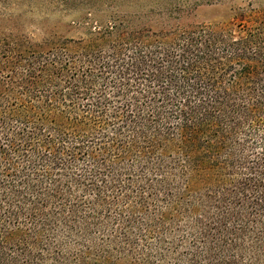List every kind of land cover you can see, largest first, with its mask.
Masks as SVG:
<instances>
[{
  "label": "trees",
  "instance_id": "1",
  "mask_svg": "<svg viewBox=\"0 0 264 264\" xmlns=\"http://www.w3.org/2000/svg\"><path fill=\"white\" fill-rule=\"evenodd\" d=\"M217 1L59 0L83 35L38 38L0 0V264H264V0L187 20Z\"/></svg>",
  "mask_w": 264,
  "mask_h": 264
},
{
  "label": "rangeland",
  "instance_id": "2",
  "mask_svg": "<svg viewBox=\"0 0 264 264\" xmlns=\"http://www.w3.org/2000/svg\"><path fill=\"white\" fill-rule=\"evenodd\" d=\"M11 5V12L15 14L13 20L17 26L29 33L34 32L38 38H42L45 32L55 33L58 37L77 38L83 35L85 29L73 24V20H81V14L91 6H79L70 8L72 12H66V6L59 4V0H15ZM256 0H218L212 4H203L196 9L186 11L187 20L196 23L223 24L228 27L234 23L244 21L249 23V14L252 7H256ZM24 14L20 18L17 15ZM245 15V17L242 16ZM16 18V19H15ZM6 25V23H4ZM9 25V24H8ZM3 27V26H1Z\"/></svg>",
  "mask_w": 264,
  "mask_h": 264
}]
</instances>
